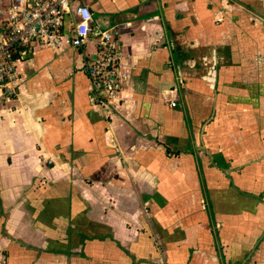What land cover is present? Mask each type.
<instances>
[{
    "label": "crops",
    "instance_id": "obj_1",
    "mask_svg": "<svg viewBox=\"0 0 264 264\" xmlns=\"http://www.w3.org/2000/svg\"><path fill=\"white\" fill-rule=\"evenodd\" d=\"M81 2L129 78L107 101L93 39L24 46L0 86V264H264V0Z\"/></svg>",
    "mask_w": 264,
    "mask_h": 264
},
{
    "label": "built area",
    "instance_id": "obj_2",
    "mask_svg": "<svg viewBox=\"0 0 264 264\" xmlns=\"http://www.w3.org/2000/svg\"><path fill=\"white\" fill-rule=\"evenodd\" d=\"M66 14L75 21L72 33L63 30ZM0 15L5 22L0 33V86L4 94L14 95L20 85L17 71L20 56H13L18 46L36 42L58 49L64 45L79 47L93 39L96 51L86 65L92 90L96 95L104 93L107 101L120 98L129 72L121 64L119 29L94 26L93 12L87 4L81 0H0ZM170 105L177 102L171 100Z\"/></svg>",
    "mask_w": 264,
    "mask_h": 264
},
{
    "label": "trees",
    "instance_id": "obj_3",
    "mask_svg": "<svg viewBox=\"0 0 264 264\" xmlns=\"http://www.w3.org/2000/svg\"><path fill=\"white\" fill-rule=\"evenodd\" d=\"M22 49H24V46H18L17 49L15 50V52H13V56L16 57V56L20 55V52L22 51Z\"/></svg>",
    "mask_w": 264,
    "mask_h": 264
},
{
    "label": "bare ground",
    "instance_id": "obj_4",
    "mask_svg": "<svg viewBox=\"0 0 264 264\" xmlns=\"http://www.w3.org/2000/svg\"><path fill=\"white\" fill-rule=\"evenodd\" d=\"M23 51V50H22Z\"/></svg>",
    "mask_w": 264,
    "mask_h": 264
}]
</instances>
